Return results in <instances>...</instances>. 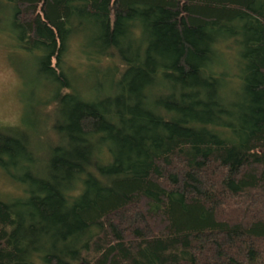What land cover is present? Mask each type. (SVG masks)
Wrapping results in <instances>:
<instances>
[{
	"label": "trees",
	"instance_id": "16d2710c",
	"mask_svg": "<svg viewBox=\"0 0 264 264\" xmlns=\"http://www.w3.org/2000/svg\"><path fill=\"white\" fill-rule=\"evenodd\" d=\"M2 21L57 141L38 169L0 132V168H25L0 264H264V0H0ZM70 34L113 63L66 71Z\"/></svg>",
	"mask_w": 264,
	"mask_h": 264
},
{
	"label": "clouds",
	"instance_id": "9594fccd",
	"mask_svg": "<svg viewBox=\"0 0 264 264\" xmlns=\"http://www.w3.org/2000/svg\"><path fill=\"white\" fill-rule=\"evenodd\" d=\"M68 27H71L69 25ZM133 39L142 38V30L139 27L132 30ZM59 43V42H58ZM86 40L80 34H70L64 42V54L61 57L66 71L83 77L90 68L108 67L113 63V58L107 55L89 54ZM18 44L14 41L10 25L7 21L0 22V132L11 135L8 130L28 131L25 125V116L30 105L27 100L29 89V78L32 70L34 54L27 53L22 48L16 50ZM214 50L220 49L219 43H213ZM19 58L23 68H18L11 57ZM99 62V63H98ZM55 57L52 58V67L56 66ZM237 82V81H236ZM234 82V83H236ZM72 94L71 88H62L61 95ZM51 105L42 108V111H50ZM4 159L8 157L5 155ZM82 185L77 186L74 195H80ZM5 194L12 191L7 186L0 187Z\"/></svg>",
	"mask_w": 264,
	"mask_h": 264
},
{
	"label": "rangeland",
	"instance_id": "374dc122",
	"mask_svg": "<svg viewBox=\"0 0 264 264\" xmlns=\"http://www.w3.org/2000/svg\"><path fill=\"white\" fill-rule=\"evenodd\" d=\"M10 30L14 41L16 42L17 40L11 26ZM19 48L20 47L17 46L16 50ZM24 51L29 53L26 50ZM11 59L18 68H23V65L21 64L18 57L13 56ZM36 60V56L33 57L32 70L29 78L30 91L26 97L30 105L29 111L25 116V125L27 126L28 131L22 132V135L24 136H17L19 138L25 139L26 141H32V146L35 150L33 152V159H35L34 168H38L40 165L42 166L43 162L46 160V158H48L49 149L52 147L53 143H56L57 141V138L55 137L56 135L54 133L50 134L49 129H47L50 121L43 119L41 117L43 116L41 113L42 110L38 109L39 104H44L45 102L49 101L51 98L49 95H52L53 89L48 82V78L46 76H40L36 72ZM228 71L230 70H227V72ZM24 172V166L15 168L13 166H9L6 170L0 168V187L7 186L12 189V191L8 192L7 194H5L3 191H0L1 202H9L10 200L15 199L17 196L22 194L23 190L25 189V185L23 184L21 177Z\"/></svg>",
	"mask_w": 264,
	"mask_h": 264
}]
</instances>
